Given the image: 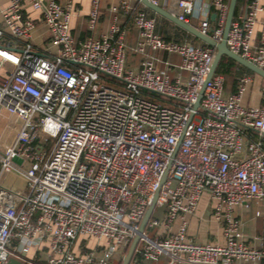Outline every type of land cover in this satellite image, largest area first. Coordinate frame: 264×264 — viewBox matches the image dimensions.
<instances>
[{"label":"built area","instance_id":"2783aa9c","mask_svg":"<svg viewBox=\"0 0 264 264\" xmlns=\"http://www.w3.org/2000/svg\"><path fill=\"white\" fill-rule=\"evenodd\" d=\"M100 5L92 0L91 35L84 40L73 35L72 3L10 0L3 11L0 264H116L157 193L154 212L161 209L164 216H152L130 264L264 261V238L246 240L235 213L253 201L264 203V106L243 103L251 78H240L234 92L225 90L222 74L207 81L215 49L166 40L156 18L132 0L110 7L109 30L97 36ZM211 6L217 15L213 34L208 16L196 27L221 41L229 0H212ZM177 7L172 13L192 24L196 1L179 0ZM263 11L261 0H248L226 44L264 70V19L261 44H254ZM121 15L137 29L133 46ZM39 22L49 32L51 53L33 43ZM130 52L141 58L139 66H128ZM163 55L177 56L179 63ZM175 72L187 73L186 79ZM12 172L26 179L22 191L3 185ZM205 193L223 225L224 244L189 236L187 218ZM150 229L165 235L151 236ZM33 250L44 256H31Z\"/></svg>","mask_w":264,"mask_h":264},{"label":"crops","instance_id":"0c3cea01","mask_svg":"<svg viewBox=\"0 0 264 264\" xmlns=\"http://www.w3.org/2000/svg\"><path fill=\"white\" fill-rule=\"evenodd\" d=\"M61 4L65 5L68 3H72L73 5V14L71 19V26L73 28V35L76 40H84L88 36L91 35L88 29V16L91 10L92 0H59ZM122 0H101V15L99 26L95 32V35L106 34L109 30L110 23L112 22L113 14L110 11V7L112 5H117ZM137 3L135 0H132ZM179 0H160V6L171 12H177L178 7L177 3ZM196 1V11L195 17L192 19V25L198 26L200 19L208 18L211 21V34L217 27V15L214 7L211 6L212 0H195ZM10 0H0V28L3 25V11L8 7ZM264 5V0H261ZM246 4L240 6L238 14L243 13L245 10ZM143 9L145 8L141 5ZM149 10V9H148ZM147 11V10H146ZM150 11V10H149ZM148 12V11H147ZM152 12V11H151ZM149 15L155 17L157 20V32L162 35L166 40H173L181 43H192L195 45H201V42L195 41L190 36L181 33L177 30L176 25L172 22L166 20L165 18L151 14ZM153 13V12H152ZM34 17H38L37 13H33ZM235 16V17H236ZM264 19V11L259 13L258 15V23L255 29L254 35V44L255 46H259L261 44V22ZM120 21L123 28L126 31V39L129 46H133L137 39V29L134 27L132 20L124 15L120 16ZM179 28V27H178ZM187 33V32H186ZM192 36V35H191ZM33 43L34 45L43 53H51L54 51L53 46L50 43V36L46 26L39 22L36 29L33 32ZM164 59H168L171 62L178 64L179 58L177 56H168L163 55ZM140 57L130 52L128 57V66L129 67H137L140 63ZM173 76L180 75L183 79H186L187 73L185 72H175L172 74ZM243 76H249L251 81L246 85V91L243 96V103L249 106H264V78L254 74H248L243 72L240 68H233L232 72L226 78L225 82V90L227 92H234L237 90L240 82V78ZM250 135L257 139L258 136L254 133L250 132ZM214 205V201L211 199L208 193H205L199 204L198 209L195 215L189 216L188 219V233L192 238L204 242V243H218L224 244V233H223V225L217 222L212 215V206ZM161 211V209H159ZM261 211L264 213V203L253 201L249 210H245L242 207H237L235 209L236 215L239 219L242 220V232L245 236L246 240L252 241L255 237L264 238V217L256 216V212ZM254 212V213H252ZM246 213H252L251 218L248 222L243 220V216ZM155 216V212L153 214ZM164 216V212H163ZM179 225V221L172 226V231H176ZM151 236L156 235H165L163 229H150L148 230ZM86 242L82 243L85 245ZM89 245L92 246L93 242H89ZM31 256L36 255L38 259L44 256V253L41 250H33L30 254ZM155 264H165V260H161ZM251 264H264V261H258Z\"/></svg>","mask_w":264,"mask_h":264},{"label":"water","instance_id":"95a60500","mask_svg":"<svg viewBox=\"0 0 264 264\" xmlns=\"http://www.w3.org/2000/svg\"><path fill=\"white\" fill-rule=\"evenodd\" d=\"M135 1L137 3H140L145 8L149 9L150 11L155 13L156 15L161 16V17L165 18L166 20L172 22L174 25L178 26L179 28H181L182 30L187 32L188 34L192 35L195 39H197L200 42L204 43L205 45L210 46L213 49H215L214 60H213V64H212V67L210 69L209 75L207 77V81L217 72V69H218L219 64L221 62V59L224 56L231 58L232 60H234L239 65L245 67L246 69L250 70L254 74L264 78V70L263 69L259 68L255 64L249 62L248 60L242 58L241 56L231 52L227 47L226 40L228 37L230 26H231L233 19L235 17V12H236V8H237L238 0H230V2H229V10H228V14H227V18H226V22H225V26H224V30H223V37H222L221 41L215 40L210 35L202 33L196 26L179 20L175 16L174 13H172L171 11L165 9L164 7H162L160 5L153 3L151 0H135ZM205 86H206V83L203 85V87L201 89L198 101L195 104L196 108H199V106H200V101H201ZM168 171H169V168L166 171V173L162 179V183L165 181ZM157 196H158V193L155 196V200L148 207V209L145 213V216L143 217V219L141 221L138 234L135 236V238L130 243V246H129L128 251H127V253L123 259L122 264H130L131 263L134 255L136 253V250L139 246L141 235L146 231L147 225L153 216V213L155 210V201H156ZM8 264H22V263L19 260L11 259Z\"/></svg>","mask_w":264,"mask_h":264},{"label":"rangeland","instance_id":"374dc122","mask_svg":"<svg viewBox=\"0 0 264 264\" xmlns=\"http://www.w3.org/2000/svg\"><path fill=\"white\" fill-rule=\"evenodd\" d=\"M4 124H5V120L2 119V117H0V131L2 130ZM25 180L26 179L24 178L23 175L18 174L16 172H12V173H9V174L5 175L2 178V183H3V185L6 188H8V189H10V190H12L14 192H18V191H22L25 188V185H26V181ZM252 213H254V212H252ZM252 213L244 214L243 220L248 222L249 219L252 216ZM155 217L162 218L163 217V210L160 211L159 209H156ZM126 253H125V255H126ZM124 257H123V259H124ZM123 259L121 261V264L123 262Z\"/></svg>","mask_w":264,"mask_h":264},{"label":"trees","instance_id":"16d2710c","mask_svg":"<svg viewBox=\"0 0 264 264\" xmlns=\"http://www.w3.org/2000/svg\"><path fill=\"white\" fill-rule=\"evenodd\" d=\"M247 1L248 0H238V3H237V8H236V12H235V16L238 14V11H239V8L241 5L243 4H247ZM230 2V0H229ZM148 12H150L151 14L155 15L154 13H152L151 11H149L148 9H146ZM177 30L181 33H184L188 36H190L191 38H193L195 41H199L197 39H195L193 36H191L190 34L186 33L184 30H182L181 28H178L176 27ZM210 35H212L210 33ZM200 42V41H199ZM201 45L203 46H207L205 45L204 43L201 42ZM233 68H240L243 72L245 73H248V74H252V72L248 69H246L245 67L239 65L238 63H236L234 60H232L231 58L229 57H222L221 59V62L219 64V67L217 69V73L218 74H222L224 77H225V82H226V78L228 77V75L231 74ZM129 248V247H128ZM128 248H127V251H128ZM116 264H121V261L117 262Z\"/></svg>","mask_w":264,"mask_h":264}]
</instances>
